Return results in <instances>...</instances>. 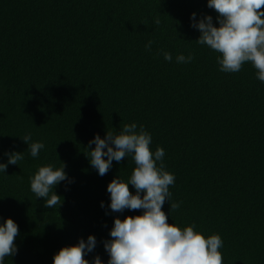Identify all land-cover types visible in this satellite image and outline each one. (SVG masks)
Instances as JSON below:
<instances>
[{
  "label": "trees",
  "instance_id": "obj_1",
  "mask_svg": "<svg viewBox=\"0 0 264 264\" xmlns=\"http://www.w3.org/2000/svg\"><path fill=\"white\" fill-rule=\"evenodd\" d=\"M193 12L218 26L206 0H0V162L6 151L24 152L0 173V219L19 229L5 264H52L89 234L97 246L85 259L98 254L106 264L113 217L142 211L112 212L106 185L127 180L135 165L130 156L113 161L101 177L85 147L132 123L151 134L152 151L164 149L175 176L167 222L218 234L223 264H264V83L250 63L220 71L219 54L195 41ZM178 54L193 59L177 64ZM26 134L45 145L37 158ZM60 161L69 180L54 188L62 204L49 209L29 178Z\"/></svg>",
  "mask_w": 264,
  "mask_h": 264
},
{
  "label": "clouds",
  "instance_id": "obj_2",
  "mask_svg": "<svg viewBox=\"0 0 264 264\" xmlns=\"http://www.w3.org/2000/svg\"><path fill=\"white\" fill-rule=\"evenodd\" d=\"M206 6L215 11L218 26H214L211 15L197 19V13H191L190 27L199 32L195 41L219 54L216 62L220 71L239 72L242 65L250 63L256 69V78L264 83V0H206ZM152 43L147 42L146 50H151ZM162 54L165 61L173 60L169 52ZM192 59L191 54L175 57L177 64L190 63ZM21 139L32 158H37L45 147L42 142H33L31 134ZM151 144V134L143 126L138 130L136 123H132L124 125L119 133H105L103 138L95 134L85 147L90 166L101 177L109 172L113 161L119 163L130 156L135 165L127 180L116 176L106 185L107 208L112 212L142 210L140 215L113 217L110 238L102 241L108 257L106 264H223L220 252L223 241L218 234L205 237L194 226L181 229L167 222L168 215L162 207L171 198L169 187L174 184L175 176L165 170L164 149L157 147L152 151ZM23 153L6 151L7 162H0V173L5 174L9 164L17 165L23 160ZM65 167L63 162L59 167L39 166L29 178L31 192L42 198L46 208H58L62 204L54 188L69 180ZM129 185L134 192H130ZM179 206L171 204L173 209ZM100 207L105 208L103 201ZM18 236V225L13 219H0V264L18 252L14 242ZM96 246L94 235L89 234L86 240L78 238L77 243L55 252L52 264H105L98 254L91 262L85 259Z\"/></svg>",
  "mask_w": 264,
  "mask_h": 264
}]
</instances>
